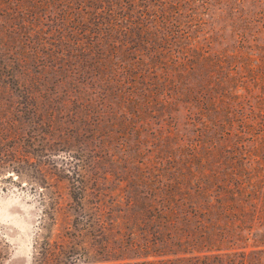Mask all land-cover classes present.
<instances>
[{"label": "trees", "instance_id": "16d2710c", "mask_svg": "<svg viewBox=\"0 0 264 264\" xmlns=\"http://www.w3.org/2000/svg\"><path fill=\"white\" fill-rule=\"evenodd\" d=\"M213 1L0 0V87L14 95V126L0 127V138L11 139L0 145V167L17 172V162H28L45 183L48 151L60 144L77 206L93 179L89 166L107 156L136 167V184L157 191L130 217L157 218L161 228L141 241L131 230L128 243L112 249L102 239L98 264L116 250L125 256L110 264H255L250 250L224 247L220 235L230 225L264 224V188L248 149L253 123L238 120V135L223 146L220 102L206 84L181 92L194 111L189 133H178L183 123L173 108L170 72L179 61L171 47L188 37L184 23L204 21ZM145 153L152 166L143 172ZM93 211L100 224L98 200Z\"/></svg>", "mask_w": 264, "mask_h": 264}, {"label": "rangeland", "instance_id": "374dc122", "mask_svg": "<svg viewBox=\"0 0 264 264\" xmlns=\"http://www.w3.org/2000/svg\"><path fill=\"white\" fill-rule=\"evenodd\" d=\"M205 13L202 23L182 25L188 37L170 50L179 61L170 72L177 86L173 108L183 123L178 133H189L191 127L185 122L194 117L190 98L181 92L206 84L220 102L226 132L223 146L228 148L238 135V120L253 123L254 144L248 149L255 154L254 179L264 188V0H214ZM11 91L8 86L0 87V127L14 126L8 114L14 96ZM10 140L0 138V145ZM48 152L51 164L43 167L45 183L28 162H17V172L0 167V264H98L96 261L105 256L102 239L112 249L126 245L131 230L141 241L145 232L161 228L157 218L145 222L147 219L134 221L130 217L148 198L157 197L150 183L136 184V167L115 161L114 156L97 159L89 166L93 179L89 177L81 208L67 194L65 169L69 167L62 160L64 147L54 144ZM141 157V170L146 172L152 166L147 160L152 158L146 153ZM103 174L105 178H101ZM97 200L102 209L100 224L93 211ZM127 202L132 203L129 206ZM230 227L220 228L226 241L222 246L250 250L252 262L264 264V224L247 228L245 222L241 228ZM98 228L103 235L98 234ZM120 252L110 253L105 263L125 256Z\"/></svg>", "mask_w": 264, "mask_h": 264}]
</instances>
